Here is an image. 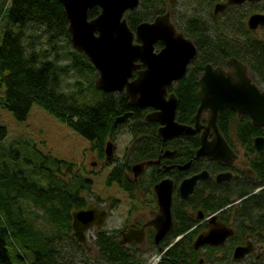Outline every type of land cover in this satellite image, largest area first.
<instances>
[{
  "label": "trees",
  "instance_id": "1",
  "mask_svg": "<svg viewBox=\"0 0 264 264\" xmlns=\"http://www.w3.org/2000/svg\"><path fill=\"white\" fill-rule=\"evenodd\" d=\"M217 1L185 0L186 13L175 7L171 10L177 30L196 48L184 76L169 87L177 99L175 120L179 123L192 121L198 105L197 79L206 63L222 66L233 56L247 65L252 80L264 88V31L246 25L250 13L264 12V0L231 5L213 15ZM166 2L138 0L137 7L124 14L128 26L133 30L139 22L151 20L164 11ZM98 12L99 7L93 6L88 17ZM0 13V104L17 120L25 119L32 103L40 105L88 140L96 160L110 166L107 184L114 182L131 193L137 182L129 173L130 163L158 153L161 145L167 146L156 135V125L144 122L135 111L123 122L113 123L116 116L132 107L122 91L106 92L94 85L98 73L72 45L59 0H0ZM155 46L160 47V43ZM68 76L72 77L70 87L65 86ZM217 125L232 147L239 143L248 153L253 151L251 138L262 130L253 126L247 115L237 116L227 107L219 110ZM123 127L133 142L129 157L104 160L105 142L114 143ZM5 134V127L0 125V139ZM198 145L195 136L177 138L169 147L177 153H193ZM41 158L32 177L29 174L34 169L29 165L24 171L16 169L9 153H0V264H14L11 258L21 260L20 264H145L141 249L119 244L117 236L102 228L90 238L95 258L89 256L71 234L70 211L86 206L83 191L91 190L92 179L72 161L50 154ZM173 216L174 227L188 220L183 212L175 211ZM174 227L159 247L149 236V247L162 251L155 264H195L200 253L191 248L192 234L181 237V229Z\"/></svg>",
  "mask_w": 264,
  "mask_h": 264
},
{
  "label": "water",
  "instance_id": "2",
  "mask_svg": "<svg viewBox=\"0 0 264 264\" xmlns=\"http://www.w3.org/2000/svg\"><path fill=\"white\" fill-rule=\"evenodd\" d=\"M261 0H221L213 4V15L222 12L230 5L243 2L255 3ZM68 20L67 31L72 45L82 52L96 69L98 75L94 85L106 92L122 91L128 103L134 107H152L145 120L159 123L157 133L162 140L177 135H190L200 132L199 145L195 153H234L226 143L217 126L219 110L227 107L237 115L247 114L253 125L264 126V91L252 81L247 65L231 56L225 67L206 63L198 76V89L195 96L198 105L192 115V124L179 123L174 119L177 99L167 88L180 79L187 65L194 58L196 48L193 41L174 26L169 11L157 14L152 20L139 22L132 30L124 14L138 5V0H59ZM98 6L96 16L89 18L88 10ZM249 29L264 28V12L250 13L246 19ZM161 47L155 49V44ZM134 72V75H133ZM131 111H125L114 118L113 123L124 121ZM205 113L206 123L200 118ZM211 132L209 139L207 134ZM253 146L258 152L264 145V136H256ZM114 143L107 140L104 146L105 160H112ZM163 153H170L165 150ZM145 162L132 165L134 175ZM197 175L183 180L179 185L181 195L186 196L192 189ZM218 178V177H217ZM158 213L149 220L155 228L156 244L171 226L170 182L166 179L154 185ZM71 234L87 251V231L98 230L103 226L107 211L93 203L70 211ZM137 237H122L119 242L128 240L139 242L141 232L130 230ZM217 230L199 234L193 247L203 243H217ZM124 235V232H123ZM221 237L222 233H221ZM243 256L241 248H236L233 258Z\"/></svg>",
  "mask_w": 264,
  "mask_h": 264
},
{
  "label": "flooded vegetation",
  "instance_id": "3",
  "mask_svg": "<svg viewBox=\"0 0 264 264\" xmlns=\"http://www.w3.org/2000/svg\"><path fill=\"white\" fill-rule=\"evenodd\" d=\"M174 5L173 1L169 0V3L166 2L165 9L162 12L169 11L170 19ZM257 28H262L264 31L261 26ZM257 28L251 30H256ZM160 47L156 48L155 46V49L157 50ZM222 66L225 67V63ZM248 72L251 77L249 69ZM169 87L167 88L168 93L172 92ZM258 88L260 91H264L263 87L258 86ZM131 107L132 109L129 110L131 113L127 117L135 111L142 115L144 122L154 123L156 125V135L161 143H165L167 146L161 145L158 153H150L149 156L130 163L129 173L133 181L137 182V187L131 190V193L124 191L131 200L130 206L126 211V220L119 227L110 228L108 234L117 236L119 242L122 237L135 235L137 237L138 234H131L130 230L141 232L139 242L130 239L125 243L119 242V244L148 250L150 248L148 244L149 236L152 237L155 243V228L148 222L158 213L154 185L166 179L170 182L171 226L159 240V243H155L157 247L173 231V213L175 211L178 213L183 212L187 215L186 219L188 220L183 221L185 224L181 227L175 225L174 230L180 228L181 233L179 234H181V237L192 234L191 248L200 253L195 264H264V145L256 152L252 140L256 136H264V126L260 127L262 129L261 133L251 138V151L253 150L251 153L246 152L239 143L232 147L223 135L226 143L234 153H214L218 154L217 157L212 153H195L196 149L193 150V153H177L175 148L169 147L172 141L184 137L192 139L195 136L200 139V132L190 135H177L162 140L157 133L159 123L154 120L146 121L144 119L145 115L153 111L154 108ZM205 116L203 113L200 118L201 124L206 123ZM248 118L252 124L249 116ZM189 124H192V121ZM207 137L210 139L212 133L209 132ZM132 145L130 134L128 144L120 158L129 157ZM165 150L170 151V153H163ZM142 154L144 155V153ZM115 158L117 156L113 154V159ZM141 161L145 163L135 176L132 171V164ZM97 162L102 166L100 161ZM194 175L197 176L191 191L186 196L181 195L179 190L180 183ZM100 200L105 202L103 206L98 207L105 209L108 216L119 199L113 197L111 201H107L100 197L95 201L99 203ZM148 207L149 211H146ZM101 228L102 226L98 230H101ZM98 230L91 228L87 231V234L89 235L90 231L94 233ZM210 230H217V237H220L221 240H218L219 242L217 243H203L194 248L193 242L195 238L199 234ZM221 233L223 237H221ZM236 248L242 249V257L233 258Z\"/></svg>",
  "mask_w": 264,
  "mask_h": 264
},
{
  "label": "rangeland",
  "instance_id": "4",
  "mask_svg": "<svg viewBox=\"0 0 264 264\" xmlns=\"http://www.w3.org/2000/svg\"><path fill=\"white\" fill-rule=\"evenodd\" d=\"M172 1L176 10L178 9L181 13L187 12L184 10L186 5L183 4L185 0ZM167 2L169 3V0ZM2 26L3 18L0 13V37L2 35ZM41 46L44 47V44H41ZM71 78V76L65 77L66 87H70ZM0 125H3L6 129L5 136L0 139V153H9L10 161H15L17 165L16 169L23 170L24 167L29 165L30 169H34L29 176L34 175L36 173V163L42 160L43 154H50L53 157L72 161L85 174V177L92 179L91 190L83 191L85 198H87V203L103 206L105 201L100 200L99 203H96L95 200L100 197L107 201H111L113 197L119 199L116 201V205L112 207V212H109L102 229L117 228L126 220V211L130 206L131 200L114 182L106 183L105 179L110 166H100L93 151L89 149V142L85 137L49 114L37 103H32L27 116L23 120L15 119L12 113L0 104ZM129 138L130 133L128 130L124 127L121 128L114 140L115 147L113 152L117 158H120L125 151ZM112 160L114 161V159ZM30 169L28 168L29 172ZM24 205L30 208L29 203L24 202ZM146 211H149V207ZM93 237L94 233L90 231L88 244L91 245V251H88V254L90 257L95 258V250L90 242V238ZM12 250L10 249V252ZM141 251L140 254L145 260V264H155L162 253L160 249L153 248L148 250L141 249ZM11 259L14 264L22 262L14 258ZM100 263L97 262V264Z\"/></svg>",
  "mask_w": 264,
  "mask_h": 264
}]
</instances>
